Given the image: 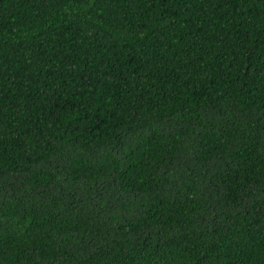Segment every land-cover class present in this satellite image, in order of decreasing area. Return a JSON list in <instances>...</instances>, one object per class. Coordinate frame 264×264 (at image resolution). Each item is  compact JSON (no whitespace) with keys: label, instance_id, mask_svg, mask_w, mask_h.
Segmentation results:
<instances>
[{"label":"trees","instance_id":"obj_1","mask_svg":"<svg viewBox=\"0 0 264 264\" xmlns=\"http://www.w3.org/2000/svg\"><path fill=\"white\" fill-rule=\"evenodd\" d=\"M0 264H264V0H0Z\"/></svg>","mask_w":264,"mask_h":264}]
</instances>
